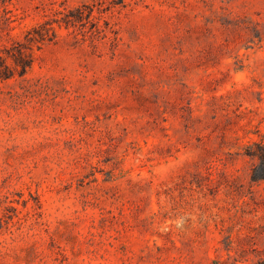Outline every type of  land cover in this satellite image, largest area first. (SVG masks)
I'll use <instances>...</instances> for the list:
<instances>
[{"label":"rangeland","instance_id":"obj_1","mask_svg":"<svg viewBox=\"0 0 264 264\" xmlns=\"http://www.w3.org/2000/svg\"><path fill=\"white\" fill-rule=\"evenodd\" d=\"M264 0H0V264H264Z\"/></svg>","mask_w":264,"mask_h":264},{"label":"trees","instance_id":"obj_2","mask_svg":"<svg viewBox=\"0 0 264 264\" xmlns=\"http://www.w3.org/2000/svg\"><path fill=\"white\" fill-rule=\"evenodd\" d=\"M258 144L262 147V150L255 152V155L263 159L264 158V143L258 142Z\"/></svg>","mask_w":264,"mask_h":264}]
</instances>
